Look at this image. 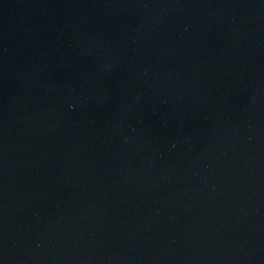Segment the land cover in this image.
<instances>
[{
    "label": "water",
    "instance_id": "1",
    "mask_svg": "<svg viewBox=\"0 0 264 264\" xmlns=\"http://www.w3.org/2000/svg\"><path fill=\"white\" fill-rule=\"evenodd\" d=\"M0 264H264V0H0Z\"/></svg>",
    "mask_w": 264,
    "mask_h": 264
}]
</instances>
